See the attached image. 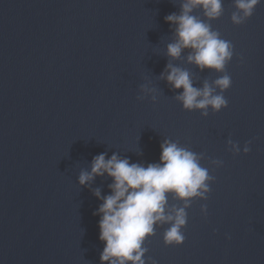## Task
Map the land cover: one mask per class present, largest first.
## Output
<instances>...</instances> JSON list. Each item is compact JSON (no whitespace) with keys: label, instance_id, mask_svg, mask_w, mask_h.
<instances>
[{"label":"water","instance_id":"water-1","mask_svg":"<svg viewBox=\"0 0 264 264\" xmlns=\"http://www.w3.org/2000/svg\"><path fill=\"white\" fill-rule=\"evenodd\" d=\"M184 2L0 0V264H102L94 192L111 194L112 180L81 185V172L100 154L159 163L166 140L197 155L208 191L167 194L166 213L185 208V240L166 246L170 222L157 223L145 264H264V0L241 24L235 0L215 19L190 13L233 45L224 71L189 62L192 49L168 55L176 25L165 17ZM169 64L198 89L229 75L214 93L227 107L185 109Z\"/></svg>","mask_w":264,"mask_h":264},{"label":"clouds","instance_id":"clouds-1","mask_svg":"<svg viewBox=\"0 0 264 264\" xmlns=\"http://www.w3.org/2000/svg\"><path fill=\"white\" fill-rule=\"evenodd\" d=\"M261 2L235 0L238 12L233 13V22L243 23L253 15ZM197 7L203 9L205 16L215 19L221 15L222 0H185L179 15L173 13L165 17L166 22L176 25V40L168 45V55L177 58L183 49H192L188 55L189 62L201 70L208 68L224 71L226 63L232 58L233 45L221 39L217 32L211 30L210 25L190 14ZM167 68V81L174 89H183L177 99L182 101L185 109L205 110L202 114L207 116L208 107L216 112L227 107L224 95L214 93L215 88H219L221 93L230 88L229 75L216 79L215 87L206 82L203 88L198 89L193 87L186 70L171 64ZM228 143L232 150L239 153L236 144L231 140ZM250 143H245V154L250 151ZM160 147L159 163L145 167L130 164L128 159H120L115 154L107 159L105 154H100L93 158L91 172H81L79 176L81 185L93 180L95 176L105 174L112 180L108 185L111 194L102 197L99 189L94 192L97 198L103 200L95 213L101 217L99 239L105 243L100 257L102 264H126L129 261L132 264H145L142 257L146 249L142 248V244L147 236L154 234L157 223L170 222V227L164 232L166 246H179L185 240L181 231L187 223L185 208H175L171 213H166L167 194L171 193L182 200L203 196L208 191L206 181L210 177L192 151L167 140ZM152 264H156V261H152Z\"/></svg>","mask_w":264,"mask_h":264}]
</instances>
